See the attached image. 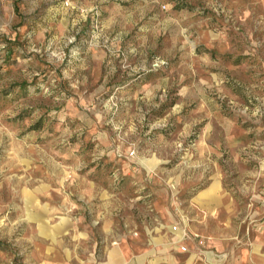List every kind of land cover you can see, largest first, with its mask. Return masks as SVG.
<instances>
[{
    "label": "rangeland",
    "instance_id": "1",
    "mask_svg": "<svg viewBox=\"0 0 264 264\" xmlns=\"http://www.w3.org/2000/svg\"><path fill=\"white\" fill-rule=\"evenodd\" d=\"M160 222L142 264H264V0H0V264Z\"/></svg>",
    "mask_w": 264,
    "mask_h": 264
},
{
    "label": "crops",
    "instance_id": "2",
    "mask_svg": "<svg viewBox=\"0 0 264 264\" xmlns=\"http://www.w3.org/2000/svg\"><path fill=\"white\" fill-rule=\"evenodd\" d=\"M169 217L171 216L169 215ZM171 219L174 218L171 217ZM168 230L169 223L152 224L151 227H146L144 233V236H149L152 239L151 245L145 244L144 236L132 238L131 242L122 239L107 250L108 256L100 264H121L122 262L142 264L148 252L155 254L156 262L173 260L175 255L168 251L178 250V243L182 239V231L168 232ZM204 239L201 238V241L203 242ZM212 241L215 244L220 243L218 238L212 239ZM206 242L209 243L207 240ZM179 250L182 251L181 245H179Z\"/></svg>",
    "mask_w": 264,
    "mask_h": 264
},
{
    "label": "built area",
    "instance_id": "3",
    "mask_svg": "<svg viewBox=\"0 0 264 264\" xmlns=\"http://www.w3.org/2000/svg\"><path fill=\"white\" fill-rule=\"evenodd\" d=\"M173 228L175 229L176 227L174 226ZM182 249H184V247H182Z\"/></svg>",
    "mask_w": 264,
    "mask_h": 264
}]
</instances>
